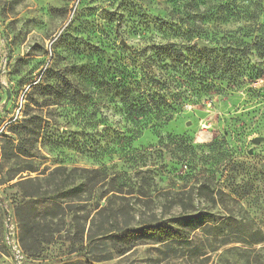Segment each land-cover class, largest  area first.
<instances>
[{"label":"rangeland","instance_id":"1","mask_svg":"<svg viewBox=\"0 0 264 264\" xmlns=\"http://www.w3.org/2000/svg\"><path fill=\"white\" fill-rule=\"evenodd\" d=\"M252 9L248 0H0V264H264V77L191 84L161 127L130 114L142 77L159 71V47L214 48ZM57 165L99 170L77 208L90 214L85 237L67 212L33 255L20 241L16 183ZM94 216L108 232L86 248ZM148 222L186 237L126 248L109 235Z\"/></svg>","mask_w":264,"mask_h":264},{"label":"trees","instance_id":"2","mask_svg":"<svg viewBox=\"0 0 264 264\" xmlns=\"http://www.w3.org/2000/svg\"><path fill=\"white\" fill-rule=\"evenodd\" d=\"M248 1L252 3L253 9L249 15H246L247 9H245L246 14L242 17L248 21V24L222 37L225 41L216 47H200L198 42L190 46H182L174 42L164 49L159 47L154 53L153 60L159 71L151 70L142 77L146 81V89L136 96L130 114L138 116L136 118L139 120H144L143 126L154 121L151 125L153 126L157 121L161 127L173 121L176 112L182 109L187 101L190 92L188 88L191 84L200 83L207 88L210 85L208 79H227L230 84L236 86L245 78L253 80L264 77V21H261L264 0ZM190 52H193L197 59L189 62L187 54L190 55ZM253 56L258 61H254ZM92 172L98 173L99 170L57 165L43 179L28 177L16 183L25 188L23 199L16 204V215L19 218L21 232L20 241L31 254L38 255L36 253L40 245L54 238L55 233L60 231L59 225H63L65 221L63 218L70 211L76 234L83 240L90 214L79 215L77 208L83 204L82 195L85 192L90 193L97 184L95 178L90 176ZM110 184L115 188L111 191L118 189L114 183ZM96 214L100 215L101 210ZM46 218H50V221L45 220ZM55 218L61 221L58 227L51 226ZM41 219H44V223ZM189 219L185 217L184 221ZM106 222L109 221L102 220L96 223L95 216L91 219L86 248L105 236L103 234L108 232L105 227ZM183 232V228H175L165 222H148L136 228H125L118 236L113 233L109 235L112 234L114 242L126 245L128 248L138 241L140 243L179 242L186 237ZM86 264L93 263L87 260Z\"/></svg>","mask_w":264,"mask_h":264},{"label":"water","instance_id":"3","mask_svg":"<svg viewBox=\"0 0 264 264\" xmlns=\"http://www.w3.org/2000/svg\"><path fill=\"white\" fill-rule=\"evenodd\" d=\"M200 45H201V46H205V45H209V44H208L207 42H205V43H204V42H200ZM260 140H261V138H256L255 141H256V142H259Z\"/></svg>","mask_w":264,"mask_h":264}]
</instances>
